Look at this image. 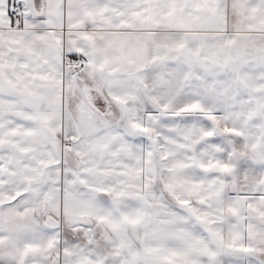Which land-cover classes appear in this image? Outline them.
Returning a JSON list of instances; mask_svg holds the SVG:
<instances>
[{
    "label": "snow or ice",
    "instance_id": "snow-or-ice-1",
    "mask_svg": "<svg viewBox=\"0 0 264 264\" xmlns=\"http://www.w3.org/2000/svg\"><path fill=\"white\" fill-rule=\"evenodd\" d=\"M0 264H264V0H0Z\"/></svg>",
    "mask_w": 264,
    "mask_h": 264
}]
</instances>
